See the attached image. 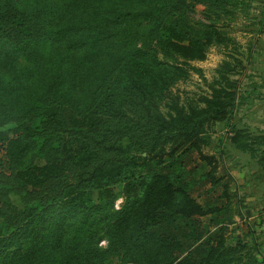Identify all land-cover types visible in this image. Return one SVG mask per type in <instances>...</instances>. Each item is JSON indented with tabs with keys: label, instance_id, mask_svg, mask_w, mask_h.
I'll return each mask as SVG.
<instances>
[{
	"label": "trees",
	"instance_id": "trees-1",
	"mask_svg": "<svg viewBox=\"0 0 264 264\" xmlns=\"http://www.w3.org/2000/svg\"><path fill=\"white\" fill-rule=\"evenodd\" d=\"M257 2L0 0V264H262L230 242L246 216L224 152H205L248 101L229 29L259 32ZM212 47L231 52L184 100Z\"/></svg>",
	"mask_w": 264,
	"mask_h": 264
},
{
	"label": "crops",
	"instance_id": "crops-1",
	"mask_svg": "<svg viewBox=\"0 0 264 264\" xmlns=\"http://www.w3.org/2000/svg\"><path fill=\"white\" fill-rule=\"evenodd\" d=\"M259 3L264 10V0H259ZM256 34L249 41L252 45L251 62H254L252 69L264 79V19ZM255 91L262 95L255 96L258 99L248 98L229 121L218 126L215 146L219 153L224 152L221 170L234 179L233 191L237 194L234 202L246 216L235 215L234 223L230 225V242L244 240L250 245L257 244L259 260L264 264V145L259 146V151L253 155L236 149L231 142L239 131L253 139H264V85L259 90H246L248 94H256ZM244 96L248 97L245 93Z\"/></svg>",
	"mask_w": 264,
	"mask_h": 264
},
{
	"label": "rangeland",
	"instance_id": "rangeland-1",
	"mask_svg": "<svg viewBox=\"0 0 264 264\" xmlns=\"http://www.w3.org/2000/svg\"><path fill=\"white\" fill-rule=\"evenodd\" d=\"M255 9L251 10V14H253V16L258 17L259 16V10H257L258 7H260V3L259 0L257 3H255ZM249 24H251L250 21H247L246 19H242V18H238L236 19L235 22V27L229 29L230 30V34L231 36L236 39L239 43H240V48L238 49L239 54H242V57L244 59L245 65H246V77L242 78V86L241 89L242 91L247 94V96L250 98L252 97H259V95L261 96L262 94L259 93V91H255L257 92L256 94H248L246 92V90L251 91L253 88H255V90H259L260 86L264 85V79L261 78L258 75V72H253L252 67H254V62H251V50L250 46L251 43L249 42L250 39H253L257 36V34L251 29L249 28ZM232 49V47L230 48ZM250 50V53H248ZM231 51H225L222 48H217V47H212L207 55V58L205 61L203 62H195L193 63V66L200 69L201 70V75L192 72L191 73V78L186 81V82H181L179 84H177L174 88V92L178 93L181 95V97L184 100H197L200 96L202 95H207L209 93V89H208V83L212 82L216 76V69L225 61L227 60V56L228 53H230ZM250 54V58L249 57ZM256 67V66H255ZM251 88V90H250ZM246 97V96H245ZM256 98V97H255ZM254 98V99H255ZM258 99V98H256ZM218 128V127H217ZM217 128H216V132H217ZM216 134V133H215ZM214 139H215V135H214ZM215 145H217L215 143ZM214 145V147L207 149L205 152L207 154H218L219 155V148L216 147ZM197 156H195L194 159L197 160ZM195 160V162H196ZM195 164V163H194ZM192 165V164H191ZM198 166H200L198 164ZM193 167V165H192ZM191 168V167H190ZM221 172H223L221 170ZM209 188V187H206ZM203 189L201 190V188H198L196 190V195H200L203 194L207 189ZM220 193V192H219ZM219 193H212L210 195V198L212 197H216L218 196ZM120 201L117 202V206H120ZM231 239V236H230ZM104 246V243L102 244ZM117 264V263H115Z\"/></svg>",
	"mask_w": 264,
	"mask_h": 264
},
{
	"label": "snow or ice",
	"instance_id": "snow-or-ice-1",
	"mask_svg": "<svg viewBox=\"0 0 264 264\" xmlns=\"http://www.w3.org/2000/svg\"><path fill=\"white\" fill-rule=\"evenodd\" d=\"M86 2H90V0H86Z\"/></svg>",
	"mask_w": 264,
	"mask_h": 264
}]
</instances>
